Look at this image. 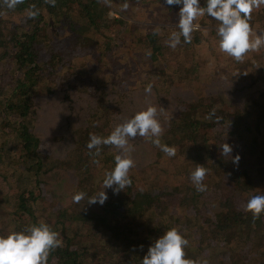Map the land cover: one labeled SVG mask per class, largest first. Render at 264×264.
Returning <instances> with one entry per match:
<instances>
[{"label":"trees","instance_id":"16d2710c","mask_svg":"<svg viewBox=\"0 0 264 264\" xmlns=\"http://www.w3.org/2000/svg\"><path fill=\"white\" fill-rule=\"evenodd\" d=\"M119 2L18 0L9 8L8 0H0V234L43 221L61 241L47 264H141L150 244L174 227L188 240L190 264H264V213L254 218L244 209L252 195L264 194V87L234 108L210 92L188 96L194 83L182 73L174 80L165 72L152 83L153 62L167 60L170 49L198 44L204 27L192 32L189 43L181 37L171 48L176 24L127 23L120 12L109 15ZM163 7L164 13L170 9ZM93 49L105 54L96 63L111 57L115 66H97L81 53L89 56ZM133 54L149 64L133 69ZM246 73L264 84V48ZM84 74L93 82L86 83ZM137 76L140 87H117ZM179 79L186 85L181 94L173 92ZM148 84L150 93L144 91ZM113 89L120 98L132 94L145 101L138 110L150 102L164 111H157L160 141L176 153L166 155L145 137L130 138V184L116 193L104 189L102 205L75 203V193L91 198L100 190L114 166L115 146L101 145L98 152L86 147L90 135L106 137L123 122L109 108L118 103L122 115L120 101L104 102ZM223 142L238 164L220 155ZM195 164L207 169L203 191L190 179Z\"/></svg>","mask_w":264,"mask_h":264},{"label":"clouds","instance_id":"9594fccd","mask_svg":"<svg viewBox=\"0 0 264 264\" xmlns=\"http://www.w3.org/2000/svg\"><path fill=\"white\" fill-rule=\"evenodd\" d=\"M18 0H8L7 6L12 8ZM171 6H178V20L176 28L169 36L168 46L175 48L181 37L185 43L191 41L192 32L199 27L194 23L198 17L207 15L218 21L216 36L219 49L232 57L236 62H242L248 52L264 48V33L253 34L249 24L253 9L264 5V0H164ZM29 15H35L30 12ZM151 84L145 86L144 91L150 93ZM162 127L157 119V108L149 105L136 111L128 119L116 125L109 135L101 137L90 135L86 144L88 149L99 151L101 145H113L119 151L114 156V166L105 172L102 187L91 198L81 191L73 195V201L79 203L85 200L88 204H103L107 199L106 188L113 193L124 190L130 184L129 170L134 161L130 154L129 140L136 136L151 140L163 153L174 156L176 148L162 144L160 136ZM220 155L231 158L236 165L239 157L233 155L232 146L228 143L220 144ZM207 169L201 164H195L190 173V179L198 191H203L202 183ZM245 211L251 212L255 218L264 213V194H254L245 203ZM58 233L46 222L32 224L20 230H12L0 234V264H47L49 251L60 245ZM188 240L177 228H169L156 238L147 248L141 264H190L185 257V247Z\"/></svg>","mask_w":264,"mask_h":264},{"label":"rangeland","instance_id":"374dc122","mask_svg":"<svg viewBox=\"0 0 264 264\" xmlns=\"http://www.w3.org/2000/svg\"><path fill=\"white\" fill-rule=\"evenodd\" d=\"M118 1H120V7L118 5H113V8L110 9L109 15L117 16L120 12L127 23L128 21H130V23L134 22V25L137 26H145L146 24L151 23L167 24L165 26L167 28H170L172 25L177 23L178 6L171 5L169 7L170 9H168L167 12L164 13V0L159 2L158 5H152L149 0H144L143 6H140L141 2L139 1L138 3V1L136 0ZM138 9L142 10V12L137 13ZM194 23L199 24V26L203 25L204 27L201 34L202 36L200 37V42L184 50L177 51L170 49L169 55L166 56L167 60L157 58L156 61L152 64V70H154L157 76L153 77L150 81L152 83H160V79H164L163 74L165 72L174 74V80H177L178 75L182 73L183 76H185L189 80H192V83H194L193 87L186 89V93H190V95L188 96H201L205 92H210L213 94H217L220 98H224L225 102L227 101L229 104L233 105L234 108L240 105V98L245 100L248 96L260 92L264 87L263 81L257 79V77L255 76H252V78H248L246 69L249 63L252 62L255 57L262 55L263 48L254 52H249V54L245 56L242 62H236L232 57L223 53L218 47V37L216 36L218 21L205 15L203 17H198L194 21ZM249 24L254 35L264 33V5H261L259 8L253 9ZM143 26H140L141 29L143 28ZM129 27L130 26L128 25V28ZM206 29L213 30L204 31ZM81 53L85 55V58L87 60L93 58V63H96V58L97 60H101L105 55L102 52H99L97 49H93L89 56L88 53H84L82 51ZM126 56L130 58L129 54H126ZM104 59L105 60L103 62L96 63L97 66H99V64H101L102 67H106L108 64H110L111 66H115L116 58L110 57V59H108L106 57ZM130 61L133 69L135 70H139L142 67L144 68V66H147L149 64L148 58L143 57V59H138L134 57V54ZM139 78L140 77L137 76L131 79H127L117 84V87H126L128 84H131L132 89H136L141 86L139 85L141 81V79ZM84 80L86 83L93 82L94 77L92 75L88 76L84 74ZM175 86L177 87V89L173 92L178 94H181V90H184L186 88V85H184L183 81L180 79ZM170 91L171 89L166 92L169 93ZM109 94V96L104 97V102H115L118 100L120 101L119 107L121 110H123L122 115L118 108V103L112 104L109 108L115 110V112L118 113L117 119H120L122 121H125L136 111H138V106H144L143 104H145V101L139 100L138 96L132 94H121V96H124V98H120V96H118L120 95V92H115V89H113ZM55 98L56 97H53V99ZM193 98L195 97H191V99ZM45 99L50 103L49 98ZM150 104L151 103L149 102V105ZM157 105H161V102L157 103ZM54 106L55 105L52 106L51 111L54 110ZM157 111L158 114L162 116L164 111H162L161 109H158ZM59 118L60 117L56 118V120ZM62 118L68 119L72 117L62 116ZM102 120V118L98 119V124L101 125ZM65 129L67 132H70L71 125L65 126ZM43 146L45 145L43 144ZM50 146L53 148L56 147V145L54 144H51Z\"/></svg>","mask_w":264,"mask_h":264}]
</instances>
